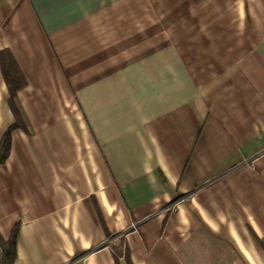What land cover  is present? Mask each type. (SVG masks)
Listing matches in <instances>:
<instances>
[{"label": "crops", "instance_id": "0c3cea01", "mask_svg": "<svg viewBox=\"0 0 264 264\" xmlns=\"http://www.w3.org/2000/svg\"><path fill=\"white\" fill-rule=\"evenodd\" d=\"M3 51L15 264H264V0H0Z\"/></svg>", "mask_w": 264, "mask_h": 264}, {"label": "trees", "instance_id": "16d2710c", "mask_svg": "<svg viewBox=\"0 0 264 264\" xmlns=\"http://www.w3.org/2000/svg\"><path fill=\"white\" fill-rule=\"evenodd\" d=\"M0 66L9 91V106L14 114L16 123L7 131L0 142V166L5 165L11 151L12 133L17 129H25L20 107L17 104V94L27 82L19 69L13 55L9 51L0 52ZM18 228L12 232L9 241L0 238V264H15L17 258Z\"/></svg>", "mask_w": 264, "mask_h": 264}]
</instances>
